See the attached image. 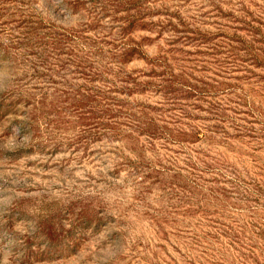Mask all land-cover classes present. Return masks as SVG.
Segmentation results:
<instances>
[{
  "label": "rangeland",
  "instance_id": "rangeland-1",
  "mask_svg": "<svg viewBox=\"0 0 264 264\" xmlns=\"http://www.w3.org/2000/svg\"><path fill=\"white\" fill-rule=\"evenodd\" d=\"M0 264H264V0H0Z\"/></svg>",
  "mask_w": 264,
  "mask_h": 264
}]
</instances>
